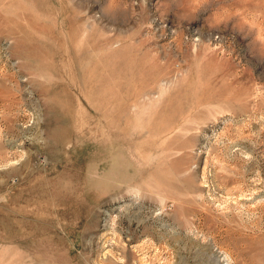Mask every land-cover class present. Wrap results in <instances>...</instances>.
<instances>
[{
	"label": "rangeland",
	"instance_id": "374dc122",
	"mask_svg": "<svg viewBox=\"0 0 264 264\" xmlns=\"http://www.w3.org/2000/svg\"><path fill=\"white\" fill-rule=\"evenodd\" d=\"M0 264H264V0H0Z\"/></svg>",
	"mask_w": 264,
	"mask_h": 264
}]
</instances>
